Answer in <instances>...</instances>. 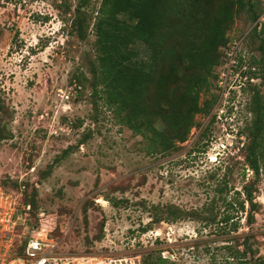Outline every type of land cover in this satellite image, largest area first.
I'll list each match as a JSON object with an SVG mask.
<instances>
[{"label": "rangeland", "instance_id": "rangeland-1", "mask_svg": "<svg viewBox=\"0 0 264 264\" xmlns=\"http://www.w3.org/2000/svg\"><path fill=\"white\" fill-rule=\"evenodd\" d=\"M76 4L0 0V129L5 134L0 183L21 193L19 203L24 194L35 192L27 234L43 230L61 255L104 257L110 264H142L158 253L173 264H232L226 246L235 247L232 236L248 232L256 256L264 259L262 164L250 229L241 212L237 233H227L231 223L220 233L221 203L217 200L207 211L214 187L226 183L231 197L252 178L242 157L243 129L251 119L248 85L239 91L233 76L220 88L216 81L198 100L201 104L213 95L215 102L208 114L193 117L186 140L170 154H147L148 143L117 124L101 101L94 107L88 67L94 58L91 26L99 0H89L81 9L82 38L72 26ZM254 12L264 24V0H258ZM249 15L240 13L229 33L230 44L240 41L237 56L246 64L258 57L253 49L258 37L251 31L256 21ZM252 84L264 96L260 79ZM165 205L200 216L166 217ZM210 215L216 223L208 222ZM155 217L167 220L153 221ZM53 226L56 230L50 231Z\"/></svg>", "mask_w": 264, "mask_h": 264}, {"label": "trees", "instance_id": "trees-1", "mask_svg": "<svg viewBox=\"0 0 264 264\" xmlns=\"http://www.w3.org/2000/svg\"><path fill=\"white\" fill-rule=\"evenodd\" d=\"M76 2L72 26L76 25V33L82 38L81 9L89 0ZM257 3L258 0H99L91 26L94 58L88 67L94 107L96 101H101L117 124L148 143L147 154H170L177 143L186 140L193 117L209 113L215 97L210 95L199 104V96L208 95L217 81L222 50L231 42L229 33L236 18L248 12L255 22L259 18L254 12ZM263 25L251 30L258 37L253 46L258 57L251 56L248 65L255 68L250 74L257 76L264 88V37L260 36ZM259 89L253 84L246 88L252 93L248 105L251 119L243 129L246 143L242 157L252 178L242 184L240 191H233L231 197H227L226 183L214 187L215 195L207 210L212 212L217 200L225 210L217 221L220 233H225L229 223L227 233H237V215L241 212H245L244 222L250 229L258 210L253 192L261 164L264 166V96ZM157 123L161 129L155 127ZM4 138L0 129V141ZM0 187L6 192L13 189L1 183ZM31 193V197L24 194L21 202L34 209L35 192ZM162 213L173 219L200 216L198 211H185L173 205H165ZM164 219L167 220L155 217L153 221ZM208 222L216 223L215 216L210 215ZM251 237L248 232L232 236L236 246H226L232 264H264V259L252 249ZM142 264L173 263L158 253L153 259L143 258Z\"/></svg>", "mask_w": 264, "mask_h": 264}, {"label": "built area", "instance_id": "built-area-1", "mask_svg": "<svg viewBox=\"0 0 264 264\" xmlns=\"http://www.w3.org/2000/svg\"><path fill=\"white\" fill-rule=\"evenodd\" d=\"M262 21L263 18H258L255 25L260 26ZM238 43H229L222 50V61L217 68L219 88L232 76L239 91L259 79L250 74L255 68L246 64L243 56H237ZM20 194L0 187V264H110L104 257L61 255L57 242L48 238L43 230L27 234L25 226L30 206L19 203Z\"/></svg>", "mask_w": 264, "mask_h": 264}]
</instances>
